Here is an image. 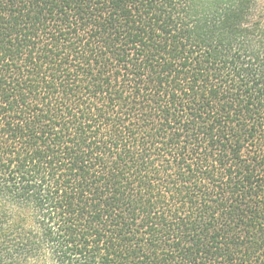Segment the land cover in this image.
<instances>
[{
    "label": "trees",
    "instance_id": "1",
    "mask_svg": "<svg viewBox=\"0 0 264 264\" xmlns=\"http://www.w3.org/2000/svg\"><path fill=\"white\" fill-rule=\"evenodd\" d=\"M0 264H264V4L0 0Z\"/></svg>",
    "mask_w": 264,
    "mask_h": 264
},
{
    "label": "snow or ice",
    "instance_id": "2",
    "mask_svg": "<svg viewBox=\"0 0 264 264\" xmlns=\"http://www.w3.org/2000/svg\"><path fill=\"white\" fill-rule=\"evenodd\" d=\"M260 3H261V4H264V0H260Z\"/></svg>",
    "mask_w": 264,
    "mask_h": 264
}]
</instances>
